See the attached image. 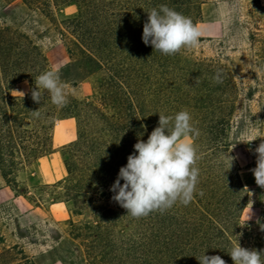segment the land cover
I'll use <instances>...</instances> for the list:
<instances>
[{"label":"trees","instance_id":"trees-1","mask_svg":"<svg viewBox=\"0 0 264 264\" xmlns=\"http://www.w3.org/2000/svg\"><path fill=\"white\" fill-rule=\"evenodd\" d=\"M15 1L0 0V71L3 83L27 80L30 91L6 97L0 86V176L8 180L20 166L51 153L53 118H74L76 139L64 148L66 176L60 184L71 213L83 217L70 220L78 264H199L203 254L233 264L227 252L237 239L242 247L264 250V205L255 203L256 213L245 216L251 191L220 159L240 139L242 126L232 130L236 102L219 92L222 83H215L212 70L203 78L211 81L202 86L194 72L204 60L189 51L165 56L142 40L149 9L164 4L198 24L208 0H21L29 13L42 9L49 29L57 31L66 55L58 70L69 92H75L63 108L47 98L48 112L39 118L32 114L38 105L31 96L35 77L26 72L29 39L6 22V9ZM54 6L59 11L74 6L76 11L57 21ZM17 41L24 64L12 70L2 55ZM259 51L264 61V36ZM43 60L48 62L46 56ZM186 70L191 71L188 76ZM142 71L146 79L158 74L162 80H140ZM174 73L178 82L172 80ZM190 75L194 80H188ZM255 79L264 80V72L262 79ZM83 83L89 90L80 95L77 89ZM184 109L199 130L193 139L201 155L194 199L163 214L132 218L112 200L110 188L135 152V143L146 142L158 126L159 113L174 115ZM36 139L43 142L31 143ZM262 191L255 189L264 200Z\"/></svg>","mask_w":264,"mask_h":264},{"label":"rangeland","instance_id":"rangeland-1","mask_svg":"<svg viewBox=\"0 0 264 264\" xmlns=\"http://www.w3.org/2000/svg\"><path fill=\"white\" fill-rule=\"evenodd\" d=\"M61 7V11L53 7L57 21L75 14L74 6ZM41 10L29 13L21 0L6 9L9 26L29 39L26 72L35 78L47 69H60L66 60L59 35L49 29L50 24ZM197 25L202 33L199 46L189 53L204 60V66L194 73L201 76L200 83L205 86V81L211 80H204V76L211 70L215 74L219 72L220 78H227L222 80L219 92L236 102L233 118L237 122L232 130L236 125L242 126L240 139L238 144L222 151L220 159L230 166L228 156L234 158L231 168L237 171L245 189L251 191V202L245 210V216L250 217L257 211L255 203L264 205L262 193L255 192L260 187L251 172L256 167L255 149L264 141V80L255 79H262L264 72L259 51L264 36V0H208L202 5V20ZM20 43L17 41L14 48L2 55L3 60L8 57L12 70L18 68L13 65L24 64ZM188 72L191 71L186 70L184 74L188 76ZM139 75L140 80H162L158 74L150 79L145 78L143 71ZM192 76L188 80H194ZM175 77L174 73L173 82H178ZM0 86L4 87L6 97H19L30 91L27 80L3 83L1 71ZM88 90V84L83 83L77 92L83 95ZM47 98L45 95L37 105L36 110L41 114L48 112ZM49 132L51 153L20 166L8 180L0 176V264H78L70 220L78 222L83 217L71 213L60 184L66 176L64 148L76 139L74 118L55 116ZM42 142V139L31 141Z\"/></svg>","mask_w":264,"mask_h":264},{"label":"clouds","instance_id":"clouds-1","mask_svg":"<svg viewBox=\"0 0 264 264\" xmlns=\"http://www.w3.org/2000/svg\"><path fill=\"white\" fill-rule=\"evenodd\" d=\"M201 34L199 26L190 17L161 4L147 11L142 40L162 55L175 56L198 47ZM213 79L222 83L219 72ZM35 86L31 92L33 101L40 103L46 95L57 108L67 106L69 96L75 95L61 80L58 69L41 72L35 78ZM32 114L37 118L41 116L39 110L32 111ZM198 136L199 130L193 125L187 109L174 115L159 113L158 126L146 142L138 140L135 143V152L128 156L126 166L120 168L110 188L114 194L112 200L135 219L153 212L163 214L177 204L188 206L199 183L200 169L197 165L201 155L193 142ZM255 153L256 167L251 172L256 184L264 188V141ZM228 159L231 167L234 158L228 156ZM199 194L203 195L202 192ZM227 253L233 264H264V250L242 247L238 239ZM197 260L199 264H226L219 255L203 254Z\"/></svg>","mask_w":264,"mask_h":264}]
</instances>
